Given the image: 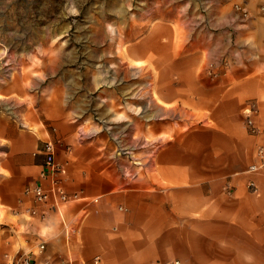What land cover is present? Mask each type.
<instances>
[{
    "label": "crops",
    "instance_id": "crops-1",
    "mask_svg": "<svg viewBox=\"0 0 264 264\" xmlns=\"http://www.w3.org/2000/svg\"><path fill=\"white\" fill-rule=\"evenodd\" d=\"M233 1L250 16L211 0L202 20L148 23L120 55L125 86L0 85V264H264V167L249 169L264 147V0ZM44 141L76 197L31 215Z\"/></svg>",
    "mask_w": 264,
    "mask_h": 264
},
{
    "label": "rangeland",
    "instance_id": "rangeland-1",
    "mask_svg": "<svg viewBox=\"0 0 264 264\" xmlns=\"http://www.w3.org/2000/svg\"><path fill=\"white\" fill-rule=\"evenodd\" d=\"M211 5V0H0V85L23 80L30 92L52 86L65 92L70 87L71 93L79 84L125 86L120 55L148 23L202 20ZM146 75L140 72V86Z\"/></svg>",
    "mask_w": 264,
    "mask_h": 264
},
{
    "label": "built area",
    "instance_id": "built-area-1",
    "mask_svg": "<svg viewBox=\"0 0 264 264\" xmlns=\"http://www.w3.org/2000/svg\"><path fill=\"white\" fill-rule=\"evenodd\" d=\"M256 112V107L254 103L250 102L244 108V113L246 116L245 122L246 126L250 132H257V127L253 122L252 116ZM40 153L44 156L43 167L40 171L39 177L41 179H48L49 184L45 186L43 183L37 181L32 185H29L25 188V192L30 194L33 198L35 205L30 209L31 215L39 214L40 205L48 204L50 199H53L52 206H58L62 203H65L73 198L76 195H68L64 189L59 185L57 174L60 170L58 163L54 159L55 146L52 141H44L39 146ZM257 161L249 166L250 171H257L260 168L264 167V147H259L256 151ZM250 187L254 190L253 183H250ZM45 210L43 211L44 215ZM40 248H43V244L39 245ZM99 258L95 257L93 259V264L98 262ZM9 264H35V260L30 256L26 255L22 259L12 260ZM155 264H179L178 261L175 262H157Z\"/></svg>",
    "mask_w": 264,
    "mask_h": 264
}]
</instances>
